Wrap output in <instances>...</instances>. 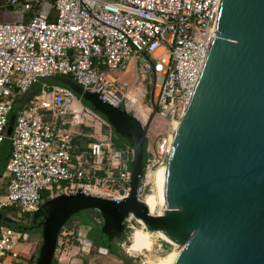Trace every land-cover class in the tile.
Returning <instances> with one entry per match:
<instances>
[{
  "label": "built area",
  "instance_id": "2783aa9c",
  "mask_svg": "<svg viewBox=\"0 0 264 264\" xmlns=\"http://www.w3.org/2000/svg\"><path fill=\"white\" fill-rule=\"evenodd\" d=\"M221 1L0 0V13L8 15L0 18V147L10 140L12 148L0 209L25 224L60 194L121 200L129 193L132 146L116 148L108 120L70 87L50 83L56 76L73 77L150 124L149 131L154 110L168 120L153 142L148 135L143 190L167 166L216 36ZM131 70L133 78L124 80ZM29 239L0 225V264L31 258Z\"/></svg>",
  "mask_w": 264,
  "mask_h": 264
},
{
  "label": "water",
  "instance_id": "95a60500",
  "mask_svg": "<svg viewBox=\"0 0 264 264\" xmlns=\"http://www.w3.org/2000/svg\"><path fill=\"white\" fill-rule=\"evenodd\" d=\"M49 81L89 102L132 144L133 153L125 198L79 190L42 205L46 215L38 223L43 242L37 264H52L62 229L85 210L102 215L109 240L103 252L120 242L133 216L149 231L181 245L170 264H264V0L221 1L216 36L174 133L163 214H152L141 198L150 124L143 126L122 107L69 78ZM154 117L155 110L150 123ZM15 120L13 113L8 134ZM89 229L83 232L88 251L93 246Z\"/></svg>",
  "mask_w": 264,
  "mask_h": 264
},
{
  "label": "rangeland",
  "instance_id": "374dc122",
  "mask_svg": "<svg viewBox=\"0 0 264 264\" xmlns=\"http://www.w3.org/2000/svg\"><path fill=\"white\" fill-rule=\"evenodd\" d=\"M6 13H10V11H6ZM122 77L124 80H131L133 78V71L131 70L129 74ZM139 85L141 86V84ZM144 85L150 92L151 86L149 85V81L144 82ZM150 98L151 97L149 96V98L146 99V104H149L147 107V111L149 113L152 109ZM167 122L168 120L166 118L160 114H156L149 131V137L152 142L156 136L166 131ZM148 182V185L141 191V198L144 200L146 199L147 194L151 193L155 189L152 176L151 178H148ZM165 209V206H159L155 210V214L158 215L159 213H163ZM85 227L87 226L80 224L79 219L74 221L72 227H64V233L59 238L55 254L56 258L64 264H68L71 259L75 258L79 259V264H83V261H85V264H123V261L116 255L109 252H103L101 249L93 250V246L90 251H88L86 249L87 247H85V238L83 236ZM127 228V239L124 243H122L121 248L126 252H128L127 249L129 248L128 253L133 257L134 264H159L162 258L179 249L175 244H172L163 235H161V233L149 231L145 225L137 222L135 219L127 222ZM29 238L30 242L34 246L32 249L33 255L22 264L35 263L40 245L43 242V235L40 232L29 233ZM130 244L131 246L129 247ZM69 264H72V261H70Z\"/></svg>",
  "mask_w": 264,
  "mask_h": 264
},
{
  "label": "trees",
  "instance_id": "16d2710c",
  "mask_svg": "<svg viewBox=\"0 0 264 264\" xmlns=\"http://www.w3.org/2000/svg\"><path fill=\"white\" fill-rule=\"evenodd\" d=\"M62 78H69L73 81L74 78L71 76H59ZM50 83H57V82H52L49 81ZM76 82V81H75ZM61 84V83H57ZM38 87V85H37ZM83 102L92 107L91 104L85 100ZM116 136L113 138V143L116 148L123 149L126 148L127 146H132V144L120 133H118L115 130ZM147 147V145H146ZM11 143L9 140H5L1 147H0V174L5 173L7 163H8V158L11 153ZM150 158L149 153H145V164L147 165L148 160ZM48 200V199H47ZM46 200V201H47ZM45 201V202H46ZM0 213L2 214V218H0V225L1 226H6L9 228H12L17 231H22L25 233H37L40 232L43 235V228L38 226V223L44 218L46 215V209L41 208L40 211L35 212L33 215H29L27 223L23 224L20 222H9L7 218L8 216V210L0 209ZM76 219L80 220V224L89 226L90 229L88 230L87 236L89 239L93 241V250H99L101 248H108L109 246V240L107 235L103 232V218L102 215L99 211L97 210H85L80 212L79 214L75 215L72 217L66 226L72 227L74 221ZM32 227V229H31ZM64 228L62 229L61 233L63 232ZM127 233H128V228L123 234L120 242L117 245H113L112 248H110L109 253L116 255L118 258H120L123 261V264H134L133 262V257L129 255V248L127 249L128 252L125 250H122L121 245L126 241L127 239ZM61 235V234H60ZM42 243L39 248V253L36 256V260L34 264H37L38 259H39V254L41 250ZM131 244L129 245V247ZM58 247V246H57ZM52 264H64L61 262L56 256L54 257V260ZM83 264H85V261H83Z\"/></svg>",
  "mask_w": 264,
  "mask_h": 264
},
{
  "label": "bare ground",
  "instance_id": "6f19581e",
  "mask_svg": "<svg viewBox=\"0 0 264 264\" xmlns=\"http://www.w3.org/2000/svg\"><path fill=\"white\" fill-rule=\"evenodd\" d=\"M167 173H168V167L166 166V167L158 168V170H156L152 175L155 189L151 193L147 194L145 199V202L152 214H155V210L159 206H165L167 208L166 197H165ZM159 214H163V213H159ZM142 224L145 225L143 222ZM171 243L175 244L179 249L169 253L166 257L162 258L159 264H170L173 253L178 252L180 250L181 245L179 243H175V242H171Z\"/></svg>",
  "mask_w": 264,
  "mask_h": 264
},
{
  "label": "crops",
  "instance_id": "0c3cea01",
  "mask_svg": "<svg viewBox=\"0 0 264 264\" xmlns=\"http://www.w3.org/2000/svg\"><path fill=\"white\" fill-rule=\"evenodd\" d=\"M6 18L7 16H5L4 14H2V13H0V18ZM92 129V128H91ZM87 130H90V128L89 129H87ZM93 131V130H92ZM31 247L33 248L34 246H33V244L31 243ZM66 254V253H65ZM64 254V255H65ZM66 258H67V256H66ZM75 260V261H74ZM70 261H72V264H79V259H77V258H75V259H71ZM70 261L68 262V264L70 263Z\"/></svg>",
  "mask_w": 264,
  "mask_h": 264
},
{
  "label": "flooded vegetation",
  "instance_id": "af4514ba",
  "mask_svg": "<svg viewBox=\"0 0 264 264\" xmlns=\"http://www.w3.org/2000/svg\"><path fill=\"white\" fill-rule=\"evenodd\" d=\"M4 185H5V181H4V173H3V174H0V191H3Z\"/></svg>",
  "mask_w": 264,
  "mask_h": 264
}]
</instances>
